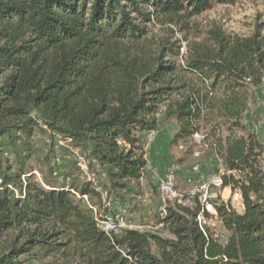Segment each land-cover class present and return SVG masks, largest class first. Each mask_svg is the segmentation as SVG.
I'll list each match as a JSON object with an SVG mask.
<instances>
[{
    "label": "trees",
    "instance_id": "trees-1",
    "mask_svg": "<svg viewBox=\"0 0 264 264\" xmlns=\"http://www.w3.org/2000/svg\"><path fill=\"white\" fill-rule=\"evenodd\" d=\"M237 1L0 0V264H264V144L242 125L264 82V36L221 25L195 40L176 33ZM168 121L177 125L170 150L195 133L213 139L223 188L243 196L242 213L217 205L224 243L200 228L199 204L177 202L170 238L125 230L111 239L76 194L132 195L150 175L146 137ZM36 134L48 140L44 156ZM75 150L103 171L105 189L54 184L59 156Z\"/></svg>",
    "mask_w": 264,
    "mask_h": 264
},
{
    "label": "rangeland",
    "instance_id": "rangeland-1",
    "mask_svg": "<svg viewBox=\"0 0 264 264\" xmlns=\"http://www.w3.org/2000/svg\"><path fill=\"white\" fill-rule=\"evenodd\" d=\"M215 25H221L225 31L240 36H251L257 30L264 36V0H238L233 5H216L212 10L201 16L192 18L189 21L190 27L184 34L179 33V28H177V37L181 38L187 35L190 40H195V36L198 32H206ZM183 46V53H186L187 43L184 42ZM253 91L254 98L242 119V125L247 128L245 136H247L248 133L255 134L264 144V82L259 87L253 88ZM176 131L177 125L175 121L164 123L161 132L157 133L159 138L157 143L159 146L156 147V144H153L149 146L148 149L154 150V155L151 158L155 164V169L159 167L161 170L162 166L160 162L164 158L167 159L164 161V164L168 165L171 163L178 169V188L181 189L182 192H188L191 186L187 182L185 170L199 165L204 169L206 175L213 174L216 171L219 160L213 152V139L211 138H205L201 144L194 141L189 146L187 145L183 148L174 147L170 150L169 143ZM240 134L244 135V132H240ZM59 144H65V141H60ZM47 146L48 140L46 136L36 134L34 137V148L41 156L46 154ZM162 149L164 151L160 153L159 151H162ZM59 157L61 158V162L57 165L59 167L57 170H54L52 177L55 180L53 181L54 184L57 186L70 187L72 184L83 185L87 182H91L102 190L105 189L104 186L108 185L107 177L103 171L96 165L91 167V160H88L85 154L81 153L79 150H75L72 157ZM262 157V164L264 167V154ZM77 161L79 164L76 165L79 168L75 167L74 164ZM234 174L236 178H239L240 175L238 173ZM38 176L41 177V174H38ZM133 190L134 192L132 195L127 194L122 202H118L129 210L131 220L138 224H152L158 222L159 210L162 204L159 197L157 180L147 174ZM229 195L230 192L227 190L224 196L228 198ZM93 200L94 203L99 205L100 210L103 211V202H100L97 198ZM210 231L215 236L217 235L216 238L222 243L226 242L229 237L228 231L223 227V224L219 222H216L215 225H210ZM155 233L166 238L172 236L165 227ZM153 251L158 253L155 245H153ZM25 264L33 263L27 262Z\"/></svg>",
    "mask_w": 264,
    "mask_h": 264
},
{
    "label": "built area",
    "instance_id": "built-area-1",
    "mask_svg": "<svg viewBox=\"0 0 264 264\" xmlns=\"http://www.w3.org/2000/svg\"><path fill=\"white\" fill-rule=\"evenodd\" d=\"M156 137V132H150L147 135V149L155 142ZM194 140L201 144L204 141V136L195 133ZM146 170L150 172L153 179L157 180L159 197L162 204L159 210V221L156 223L138 224L133 222L130 218L131 214L129 210L124 205L107 196L106 193H103V211L100 210L99 205L94 203L88 195L81 196L79 193H76L78 198H83L84 203L91 209L99 229L105 232L111 239L121 235L125 230L154 233L165 227V219L168 216V204L170 202H177L187 207H194L199 204L201 206V213L197 219L200 228L205 234H207L208 228L210 229V225H215L216 222L222 224L217 205L222 203L230 204L231 208L238 213H242L245 210L240 190L238 189L233 192L231 187L223 188V178L226 173L220 161L213 174L206 175L204 169L199 165L185 170L187 182L191 186L188 192H182L178 188V169L174 165H170L165 174L160 175L157 169H155L152 158L147 155ZM227 190L230 192L228 198L224 196Z\"/></svg>",
    "mask_w": 264,
    "mask_h": 264
},
{
    "label": "crops",
    "instance_id": "crops-1",
    "mask_svg": "<svg viewBox=\"0 0 264 264\" xmlns=\"http://www.w3.org/2000/svg\"><path fill=\"white\" fill-rule=\"evenodd\" d=\"M163 151H164V150L162 149V151H159V152L161 153V152H163ZM150 155H151V154H150ZM165 160H167V159L164 158V159H162V161L160 162V164H161V166H162V167H161V170H162V171L160 170L159 167L156 166V167H157V170H158V173H159L160 175L165 174V172H166V170H167V168H168V165H169V164H168V163H167L168 165L164 164V161H165ZM162 163H163V165H162ZM143 179H144V178H143ZM141 180H142V179H141Z\"/></svg>",
    "mask_w": 264,
    "mask_h": 264
},
{
    "label": "water",
    "instance_id": "water-1",
    "mask_svg": "<svg viewBox=\"0 0 264 264\" xmlns=\"http://www.w3.org/2000/svg\"><path fill=\"white\" fill-rule=\"evenodd\" d=\"M145 235L151 237L153 235V232H145Z\"/></svg>",
    "mask_w": 264,
    "mask_h": 264
}]
</instances>
